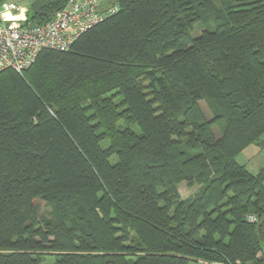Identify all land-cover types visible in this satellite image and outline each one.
Segmentation results:
<instances>
[{
  "label": "trees",
  "instance_id": "obj_1",
  "mask_svg": "<svg viewBox=\"0 0 264 264\" xmlns=\"http://www.w3.org/2000/svg\"><path fill=\"white\" fill-rule=\"evenodd\" d=\"M109 2L0 71V264H264V166L235 159L264 144V0Z\"/></svg>",
  "mask_w": 264,
  "mask_h": 264
},
{
  "label": "built area",
  "instance_id": "obj_2",
  "mask_svg": "<svg viewBox=\"0 0 264 264\" xmlns=\"http://www.w3.org/2000/svg\"><path fill=\"white\" fill-rule=\"evenodd\" d=\"M118 10L109 0H67L53 17L41 24L26 23L27 15L12 1L0 0V71L21 73L43 49L64 51L90 27ZM253 220L252 216H249ZM202 264H233L198 260Z\"/></svg>",
  "mask_w": 264,
  "mask_h": 264
},
{
  "label": "rangeland",
  "instance_id": "obj_3",
  "mask_svg": "<svg viewBox=\"0 0 264 264\" xmlns=\"http://www.w3.org/2000/svg\"><path fill=\"white\" fill-rule=\"evenodd\" d=\"M13 1L16 3H20L22 5H27L28 0H6ZM202 27L200 25L195 26L194 34H198L201 31ZM264 142V137L261 140ZM236 161L244 164L246 168L250 172H257L262 166H264V144L256 142L251 143L247 147H245L239 154L235 157ZM199 183L196 181L187 182L185 180H180L177 183V188L181 198H188L192 196L195 191L198 189ZM40 212H45V210L41 209ZM53 259L51 257H47L42 264H51ZM202 264V263H198Z\"/></svg>",
  "mask_w": 264,
  "mask_h": 264
},
{
  "label": "crops",
  "instance_id": "obj_4",
  "mask_svg": "<svg viewBox=\"0 0 264 264\" xmlns=\"http://www.w3.org/2000/svg\"><path fill=\"white\" fill-rule=\"evenodd\" d=\"M4 1H6V0H4ZM29 2H28V4L27 5H22V4H20L19 2H18V4L21 6V8H22V10H23V13L25 14V15H27V12H28V9H29V4H30V0H28ZM110 1H112V0H110ZM13 2V1H12Z\"/></svg>",
  "mask_w": 264,
  "mask_h": 264
}]
</instances>
